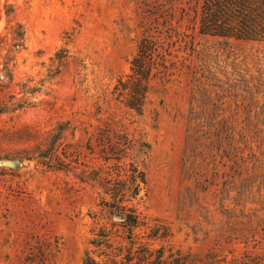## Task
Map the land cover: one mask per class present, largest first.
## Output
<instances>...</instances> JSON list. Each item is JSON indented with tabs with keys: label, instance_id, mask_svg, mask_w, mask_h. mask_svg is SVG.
Returning a JSON list of instances; mask_svg holds the SVG:
<instances>
[{
	"label": "rangeland",
	"instance_id": "rangeland-1",
	"mask_svg": "<svg viewBox=\"0 0 264 264\" xmlns=\"http://www.w3.org/2000/svg\"><path fill=\"white\" fill-rule=\"evenodd\" d=\"M201 3L0 0V264H264V42Z\"/></svg>",
	"mask_w": 264,
	"mask_h": 264
},
{
	"label": "trees",
	"instance_id": "trees-1",
	"mask_svg": "<svg viewBox=\"0 0 264 264\" xmlns=\"http://www.w3.org/2000/svg\"><path fill=\"white\" fill-rule=\"evenodd\" d=\"M198 28L199 34L224 41L264 42V0H202ZM142 62L135 61L134 65L140 66ZM142 81L136 79V86L141 88ZM144 95L140 93L131 97L134 102L128 106L140 111ZM85 264L89 261L85 260Z\"/></svg>",
	"mask_w": 264,
	"mask_h": 264
}]
</instances>
